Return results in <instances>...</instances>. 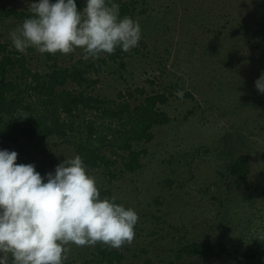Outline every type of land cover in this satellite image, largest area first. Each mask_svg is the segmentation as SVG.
Masks as SVG:
<instances>
[{
	"label": "rangeland",
	"instance_id": "374dc122",
	"mask_svg": "<svg viewBox=\"0 0 264 264\" xmlns=\"http://www.w3.org/2000/svg\"><path fill=\"white\" fill-rule=\"evenodd\" d=\"M135 1L142 39L122 59L90 74L99 81L92 92L115 99L121 91L144 87L173 96L160 106L171 122L154 128L153 141L135 145L146 150L138 171L126 172L118 161L112 178L86 167L103 198H115L139 216L133 243L117 250L127 264H264V94L256 88L264 74V0ZM30 2L35 0L0 5L30 11ZM21 24L16 18L4 21L2 39ZM31 55V65L44 71L43 54ZM84 56L77 49L58 63L68 67ZM2 150L15 151L17 164L36 168L37 160L47 171L45 182L64 159L76 156L60 138L4 143ZM243 154L250 156L256 190L239 187L231 175ZM192 241L221 242L227 252L210 260L178 259ZM68 247L66 261L98 264L97 247L109 246Z\"/></svg>",
	"mask_w": 264,
	"mask_h": 264
},
{
	"label": "clouds",
	"instance_id": "9594fccd",
	"mask_svg": "<svg viewBox=\"0 0 264 264\" xmlns=\"http://www.w3.org/2000/svg\"><path fill=\"white\" fill-rule=\"evenodd\" d=\"M31 17L9 33L14 48L40 54L73 53L96 60L117 48L127 53L142 39L138 21L121 17L114 0H35ZM264 94V74L256 81ZM19 114L16 119H27ZM15 151L0 150V264H64L76 246L131 245L137 212L101 198L97 179L82 158H66L47 182L34 165L17 164Z\"/></svg>",
	"mask_w": 264,
	"mask_h": 264
},
{
	"label": "trees",
	"instance_id": "16d2710c",
	"mask_svg": "<svg viewBox=\"0 0 264 264\" xmlns=\"http://www.w3.org/2000/svg\"><path fill=\"white\" fill-rule=\"evenodd\" d=\"M76 2L78 10H82L85 0ZM114 2L120 5L121 17L134 19L138 1ZM30 17V11L0 5V26L11 18L23 22ZM12 46L11 40H3L0 34V150L4 143L16 145L36 137L60 138L73 146L87 168L103 169L112 178L118 161L126 172L134 173L142 167L141 157L146 150H137L135 145L153 141L154 128L171 122L169 114L160 106L167 104L173 94L148 93L139 87L108 99L92 92L99 81L90 74L97 75L102 63L115 62L128 52L117 48L98 63L88 64L80 59L68 67L59 65L61 53H45L43 71L31 65L35 49L20 53ZM187 96L191 95L187 93ZM21 113L29 117L16 119ZM36 171L41 176L47 172L37 160ZM250 171L247 154L238 157L231 168L238 186L247 191L256 190ZM104 194L101 192L102 199ZM216 252H227V246L221 242L192 241L178 251L177 258L186 255L210 260ZM95 258L98 264H127L123 251L109 247H97ZM64 264L75 263L65 261Z\"/></svg>",
	"mask_w": 264,
	"mask_h": 264
},
{
	"label": "water",
	"instance_id": "95a60500",
	"mask_svg": "<svg viewBox=\"0 0 264 264\" xmlns=\"http://www.w3.org/2000/svg\"><path fill=\"white\" fill-rule=\"evenodd\" d=\"M180 95H182V92H180Z\"/></svg>",
	"mask_w": 264,
	"mask_h": 264
}]
</instances>
